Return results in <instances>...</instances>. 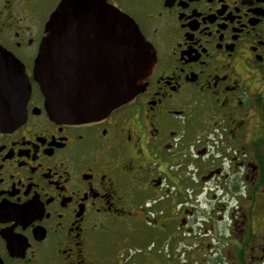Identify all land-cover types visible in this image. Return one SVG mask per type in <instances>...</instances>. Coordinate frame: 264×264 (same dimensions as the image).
<instances>
[{"label":"flooded vegetation","instance_id":"obj_1","mask_svg":"<svg viewBox=\"0 0 264 264\" xmlns=\"http://www.w3.org/2000/svg\"><path fill=\"white\" fill-rule=\"evenodd\" d=\"M63 1L0 0V49L31 87L24 119L0 103V264H264V0H102L154 66L133 99L72 123L34 70ZM88 42L77 63L107 47Z\"/></svg>","mask_w":264,"mask_h":264},{"label":"water","instance_id":"obj_2","mask_svg":"<svg viewBox=\"0 0 264 264\" xmlns=\"http://www.w3.org/2000/svg\"><path fill=\"white\" fill-rule=\"evenodd\" d=\"M44 49L35 61V78L45 95L49 115L60 122H85L102 118L127 103L142 89L140 82L154 66V54L136 23L102 0H64L50 18ZM107 41L105 50L88 52L90 61L77 63L76 41ZM102 54L100 61L95 55ZM12 63L13 66L10 64ZM15 60L0 49V89L9 85L12 94L7 110H21L31 87L16 63L15 80L2 77L6 67L15 69ZM21 74H19V71ZM1 108V107H0ZM10 116V115H9ZM2 116L3 118H11Z\"/></svg>","mask_w":264,"mask_h":264},{"label":"rangeland","instance_id":"obj_3","mask_svg":"<svg viewBox=\"0 0 264 264\" xmlns=\"http://www.w3.org/2000/svg\"><path fill=\"white\" fill-rule=\"evenodd\" d=\"M197 215H198V214H197ZM198 222H199V223H195V224H194V227H195L194 230H193V236H194V237H200V234L202 235V234L204 233L203 230H200V229H202L200 223L203 222V221L198 220ZM200 246H201L203 249H206V246H204V245H200ZM163 247H164V245H162V243L154 247V249H156V251L159 250V254H158L159 257H158V256H155V257L158 258V259H160L161 262H162L161 258L164 257V256H163V255H164V248H163ZM207 247L210 248L208 245H207ZM208 248H207V249H208ZM177 249H181V250H183V249H184V246H183V245H180V246L177 247ZM177 253H179V252H177ZM160 256H161V258H160ZM179 256H180V255H177V259L175 260V263H176V264L180 263L181 260L183 259V256H182L181 258H179ZM193 256H194V255H193ZM144 259H146V257H145ZM193 260H196V258L193 259ZM149 261H150V259H149ZM158 264H159V263H158Z\"/></svg>","mask_w":264,"mask_h":264}]
</instances>
